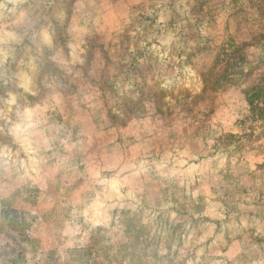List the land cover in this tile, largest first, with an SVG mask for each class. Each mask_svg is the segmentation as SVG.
Listing matches in <instances>:
<instances>
[{
	"label": "rangeland",
	"instance_id": "1",
	"mask_svg": "<svg viewBox=\"0 0 264 264\" xmlns=\"http://www.w3.org/2000/svg\"><path fill=\"white\" fill-rule=\"evenodd\" d=\"M0 264H264V0H0Z\"/></svg>",
	"mask_w": 264,
	"mask_h": 264
}]
</instances>
